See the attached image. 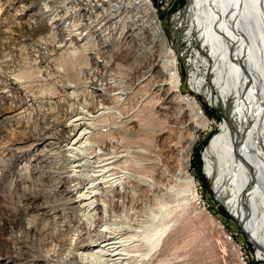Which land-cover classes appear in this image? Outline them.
<instances>
[{"label":"bare ground","instance_id":"6f19581e","mask_svg":"<svg viewBox=\"0 0 264 264\" xmlns=\"http://www.w3.org/2000/svg\"><path fill=\"white\" fill-rule=\"evenodd\" d=\"M15 1L6 0L4 6ZM19 7H34L23 24L28 31L47 28L53 38L40 39L36 45L32 65L37 73L31 77L36 84L8 65L9 53L0 51V132L13 124L20 128L14 133L17 137L0 142V181H11L14 190H20L17 211L21 219L28 220L21 227L26 233H35L36 219L52 220L54 227L45 248L26 245L21 236L13 237L0 264H208V235L190 229L195 210L187 203L188 198L196 199L193 178L180 171L182 187L163 184L145 173L158 165L159 152L154 154L156 160L142 161L149 150L138 148L135 155L130 149L129 122H138L135 135L143 137L136 140L143 139L146 144L153 143L167 127H152L139 109H134L130 118L123 119L127 115H120V108L113 116L109 113L114 112V106L102 101L108 95L117 103L126 99L132 85L140 87L150 80L151 69L128 85L97 69L107 66L99 58L119 55V49L110 46H118L121 40L135 39L141 44L149 38L152 44L164 45L166 57L163 79L152 85L158 100L155 104L166 110L174 102L187 112L190 108L182 105L196 106L186 102L179 91L177 57L166 48L165 33L151 0H19ZM89 8L103 10L102 20L109 21L107 32L100 28L103 22L95 13L94 19L78 26L77 9ZM176 18L182 25L186 23L191 39L199 40L201 50L208 52L206 56L197 53L195 68L189 72L190 90L225 114L203 151L204 174L263 261L264 0H187ZM5 33L0 27V38L6 39L1 45L17 41ZM64 46L71 56L76 57L78 51L89 55L93 66L87 67L85 74L82 70L79 81L65 77L59 83L53 79L47 82L53 74L38 64L51 62L57 56L49 57ZM92 92L100 97L94 110L90 108L94 104ZM58 93L62 106L54 100ZM51 104L52 108L78 106L63 109L51 119ZM193 111V116L188 113L193 129L189 145L207 123L202 111ZM34 112L41 116L30 125ZM115 130L123 133L121 141L113 140ZM104 142L109 143L108 148ZM40 198L46 201L38 203ZM195 201L200 205L199 199ZM212 250L214 263L224 264L218 246L213 245Z\"/></svg>","mask_w":264,"mask_h":264},{"label":"rangeland","instance_id":"374dc122","mask_svg":"<svg viewBox=\"0 0 264 264\" xmlns=\"http://www.w3.org/2000/svg\"><path fill=\"white\" fill-rule=\"evenodd\" d=\"M5 1L6 0H0V5ZM186 3L187 0H175L170 7H160L157 0H153L152 6L155 10L156 17L161 24V28L165 33V39L167 41L166 48L172 50L177 57V72L180 78L179 91L182 95V98L189 104L193 103L194 105L198 106L191 107L182 105L183 108H190L189 112H187L188 110L182 111V107L179 105L177 106V104L174 102H172L166 110L159 108V105L155 104V101L157 100V94L153 92L152 85L155 83L154 81H160L163 79L162 62L166 59V57L164 56V45H161V43L157 42L152 44L150 43L149 38L142 39L141 44H139L137 40L135 41V39L130 41L131 39L128 38L124 40V42L123 40H121L119 41L118 46H110L113 47L114 50L115 48L119 49V55L117 54L116 57L104 58V56H102L99 58V60H105L107 66L105 69H101V67H98L97 69H100L101 72L107 71V73H110L113 77L126 82V84L128 85L134 83L138 76H140L142 73H145L148 69H151L148 74L152 78H150V80L148 79L149 82L148 80L143 82L140 87L139 85H132L134 87L133 88L131 86L130 88L132 90V93L127 96L126 99L118 101V103L113 99V95L112 97H109L111 95H108V98L102 101L108 106H111V104L112 106H114V109H112V111L114 110V112L109 113L113 116L114 114L116 115V112L120 108L119 114L122 116L127 115L123 119L130 118L135 114L134 109H139L141 111V114H143L141 116L145 117L148 124L152 127L156 128L157 126L159 127L163 124L165 129L167 127L168 130H166V132H164L161 136H157L153 143L146 144L145 142H143V139H140L139 141L136 140L137 138L143 137L142 135H135L139 128L138 122H129L127 124V127L129 129V135L127 138L130 139L128 140V142L129 144L131 143L130 149L132 150V154H135L134 151L138 148L149 150L148 155H143V161L144 159L147 160L148 158L151 159L152 157V159L156 160L154 154L159 152L160 155L158 159V165H155V167L153 168L154 170L152 168H148L145 173H150L149 175L152 174V177L158 179L163 184L172 185L173 188L174 186L177 189L182 187L180 181L181 179L179 177L180 171H186L193 178V181L195 182L194 197L196 198L194 199H199L200 205L197 204V201L193 200L192 198H188L187 204L190 207H193V209L195 210L192 215L193 221L191 223L192 225L190 224V229L195 233L197 232V234H199L198 232H205V234L208 235L211 245L218 246L219 255L223 257L224 264H264V260L262 261L257 257L255 245L242 230L240 223L232 215L231 211H229V209L224 203H222L221 200H218L215 191L212 188L213 185L211 183V180L204 174V163L202 157L203 151L210 141L211 137L218 131V124L223 119L225 114L217 108L212 107L206 98L199 94H195L192 90H190V85L188 83L189 72L190 70H194L195 68V65L193 64H195L194 61L197 58V53L199 52L201 55L206 56L208 52L207 50H205V53L204 50H201L203 46L199 40L195 41L194 39H191V36L187 32L186 23H183L182 25L176 18L177 14L183 9ZM4 5L5 3L2 5V7L0 6V21L2 20V26L0 27L6 32L5 36H10L12 37L11 39L14 38V41H17H7L5 45H1L4 38H0V51L1 53H9L10 64L8 62V65H11V67L14 66L15 68L19 69V71L23 73L22 75H24V78L27 81H33V78L31 77L36 75L37 73L34 65H32L34 60L33 54L37 49L36 45L40 39H42V41L43 39L51 40L53 38V36L51 35L52 32L47 28H42L39 32H30L26 29V27H24L23 24L26 23V21L30 18L29 13L32 12L31 9H34V7L23 9L19 7V0L10 5ZM36 7H38V4H36L35 8ZM94 13L99 14L97 18L100 17L99 20L101 19V21L103 22L100 25V28L103 32H107L106 28L109 27V21L107 19L106 21L102 20L104 19V15L102 16V14L104 13L101 8L92 10H90L89 8L88 10L86 9V11L77 9L75 18L79 19H76V21L81 22V25L78 26H82V24L85 23V20L87 19H94ZM48 22L49 21L47 20V23ZM118 27L119 26L117 25V28ZM136 31L137 30L134 29V33ZM128 33H131V31H129ZM18 36L19 38L25 40H20L21 42H19V39L16 38ZM149 36L150 35L148 34V37ZM53 41L52 43H54ZM33 42L34 44H27ZM64 47L61 48L62 50H59V53L61 55L57 53L58 55L56 54L49 57L48 60H50L51 58L53 59L57 56L51 62L43 63L42 65L41 63L38 64V68L53 74L51 80H47V82L54 80L56 82L58 81L57 83H59L61 81H64L63 78L65 79V77L69 78L70 81H79L78 79L81 77V74L83 72L84 74L86 73L87 67L93 66L89 55H84L82 51H78L79 53L76 52L75 55L77 56L74 57L69 54L68 48H66V46ZM9 49L10 51H8ZM153 65L154 67L152 68ZM198 66L199 68H201L199 64ZM3 71L6 72L7 70L3 69ZM6 74L9 78H14L13 75H9V72H6ZM32 83L36 84V82L34 81ZM109 90L110 93L113 92L112 88H110ZM92 94L94 97V104L93 106L91 105L90 108L91 110H94L98 108L97 102L100 100V97L98 96L99 93L97 92H92ZM57 95L58 96H56L54 100L59 102V106H62L63 102L60 99V97L62 96L59 93ZM145 101L146 104L144 103ZM140 102L141 104H139ZM163 104L167 105L166 102ZM76 105L77 104H75V106H70L69 104H65L63 106L64 108H52L53 105L51 104L49 107L53 109L54 115H52V117L50 118L53 119L56 116L55 114L57 113L61 115V113H63L64 111L63 109H65V111L74 109V107L78 106ZM195 109L197 111H202V115L207 120V123L205 127L200 129V131L196 133L192 144L189 145L188 140L192 135L193 129L192 125L188 121V113L193 116V114L195 113V111L193 110ZM153 112L154 114H152ZM38 115L39 117L36 116V112H34L33 114L31 113L32 120L30 121V125L38 122V119H36V117L40 119L41 114L39 113ZM19 129L20 128H18V126L14 124L12 126H6L5 128H3L0 132V142H4L7 140L11 141L15 137H17V135L15 134L17 131H19ZM132 135L136 137H133ZM112 136L115 142L121 141V139H123V133L119 132L118 130H115ZM103 144L104 147H109V143L104 142ZM137 154L139 153L137 152L135 155ZM185 156H187L186 161L183 160ZM10 182L11 181H0V260H2L3 256L8 253L10 244L12 243V239L15 236H21V239L26 245L45 248V245H47L48 243V234L54 227L52 220L41 218L34 221L35 233L33 235L31 233H26L24 229L21 228L23 224H26L25 219L27 220V218L21 219L23 216L17 211V198L20 195V190H14V187L11 186ZM142 190L141 192L145 193ZM144 197L150 198V195L146 196L145 194ZM43 201L46 200L40 198L38 200V203ZM193 201H195V206ZM211 245L208 246V264H215L213 258L214 253ZM241 251L245 263L241 261Z\"/></svg>","mask_w":264,"mask_h":264},{"label":"built area","instance_id":"2783aa9c","mask_svg":"<svg viewBox=\"0 0 264 264\" xmlns=\"http://www.w3.org/2000/svg\"><path fill=\"white\" fill-rule=\"evenodd\" d=\"M153 3V0H151ZM175 0H157L158 4L160 7H170L172 6L173 2ZM154 5V4H153ZM242 251L240 252V257H241V261H243L245 263L244 257L242 256Z\"/></svg>","mask_w":264,"mask_h":264}]
</instances>
